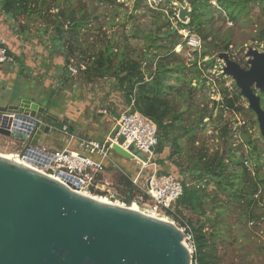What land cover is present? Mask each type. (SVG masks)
Segmentation results:
<instances>
[{
    "label": "rangeland",
    "instance_id": "374dc122",
    "mask_svg": "<svg viewBox=\"0 0 264 264\" xmlns=\"http://www.w3.org/2000/svg\"><path fill=\"white\" fill-rule=\"evenodd\" d=\"M45 0L36 3V9L49 12L51 20L46 21L44 17L34 18L31 26L34 30L47 29L46 33H51L53 20L59 11H65L69 8L78 11L84 9L88 14V24H86L79 34L78 42H75L76 51L75 58L70 62L68 68L71 76L83 78L78 70V63L82 54L87 56L93 54L98 55L107 45L112 46L117 52L124 51L128 59L142 60V67L146 70V62L151 61L153 46L148 51L147 45L149 39L146 37L148 33L161 34L168 29L169 21L172 26H177V20L171 16V11L176 12L178 18V9L166 0ZM213 4L212 13L209 19L201 27L179 28L180 43L174 48L175 53L185 62L186 73L182 79H177L175 75L170 76L167 81L169 85L174 86L167 92L173 110L181 114L182 122L178 123L179 128L174 129L176 135L179 134L180 146L184 151L180 154L174 152L175 146L171 141L165 142V153L171 155L169 161V172L178 174L184 183L189 185L196 182L194 176H189L188 152L196 153L200 150L207 152L210 156L214 152H220L223 157L228 156L226 143L231 144L232 149L236 150L242 145L246 137H250L255 141L259 148H264V138L261 135L259 123L256 114L249 108L248 101L240 93V88L236 85L235 80L222 73L224 61L219 57L221 52H228L230 57L238 62L242 67L248 68V58L246 52L250 47L256 48L264 52V0H246L244 8L239 15V20L234 22L229 19L227 14L222 11L218 0H210ZM185 2H188L185 0ZM161 13H165L164 15ZM159 14V15H158ZM80 15V14H79ZM169 17V21L166 17ZM179 20V19H178ZM28 26L29 24H21ZM205 37L207 39L205 40ZM263 37V38H262ZM168 39H159L162 43H167ZM157 40V42H159ZM229 41V49L227 51L216 48L223 46ZM124 48V50H122ZM147 51V55L146 52ZM113 69L121 61L113 55ZM213 59L212 67L204 64L205 61ZM198 60V65L202 68L200 79H193L188 85V79L196 74L194 61ZM175 62V61H173ZM82 64H89L88 59L83 60ZM84 66V65H83ZM85 67V66H84ZM156 66L152 67L155 70ZM147 79L149 75L147 74ZM85 79V78H84ZM102 80L104 84L107 82H115V78L110 74H106ZM24 83L15 84V90L27 92L28 94L39 90L36 85L37 81L28 75L21 80ZM107 81V82H106ZM103 84V85H104ZM32 86V87H31ZM226 91V92H225ZM224 92L228 96H234L235 93L240 94L236 101L235 109H229L221 103L224 99ZM259 93V91H258ZM264 93V92H263ZM262 96V93H260ZM3 96H0V109L6 108L3 104ZM50 100V99H49ZM264 108V102H262ZM206 116L200 121V117ZM175 124V122H174ZM177 125V123H176ZM195 127V136L189 141L188 135L181 130L183 127ZM227 126L230 133L227 137L221 136L220 129ZM181 128V129H180ZM57 131L48 142L42 144L53 147V145L61 142V136ZM191 142V143H190ZM16 144L5 141L0 137V152L10 153L14 151ZM248 145L238 150V154L244 153L248 155ZM120 157L122 160L121 168L128 174H136L140 170V163L133 158ZM138 156L145 158L140 152ZM160 155V154H159ZM159 157V156H158ZM179 163V168L175 166ZM167 165V164H166ZM251 167V161L246 164ZM115 169L118 167L114 166ZM233 165L230 166L231 170ZM261 172L264 175V154L261 159ZM102 190L106 191L108 196L101 194L111 201L113 197L116 203H122L125 206L122 197L125 196L127 184L121 179L120 174H112L105 176L100 183ZM202 189L205 183L198 184ZM207 197L205 203L194 210L189 207H182L184 221L192 222V224H205L206 230L220 229L221 236L218 239L219 254L221 255L223 264H264V189L255 195L258 202L252 206L254 211V220H247L242 215L245 206L243 203L229 201V194L218 191L215 183H210L205 188ZM227 202L224 207L226 209L224 216H218L221 209L220 202ZM242 205V206H241ZM204 211V213H202ZM147 212V211H145ZM148 213V212H147ZM162 216H167L163 215ZM173 221V220H172ZM180 225L181 222H176Z\"/></svg>",
    "mask_w": 264,
    "mask_h": 264
},
{
    "label": "water",
    "instance_id": "95a60500",
    "mask_svg": "<svg viewBox=\"0 0 264 264\" xmlns=\"http://www.w3.org/2000/svg\"><path fill=\"white\" fill-rule=\"evenodd\" d=\"M174 6L179 21L188 23L190 4ZM246 55L248 68L221 52L222 73L235 80L264 138V52L250 47ZM28 95L9 91L6 110H0V118L8 120L0 135L25 142L23 153L47 149L42 144L58 131L52 124L59 121ZM113 150L133 157L120 143ZM192 259L173 221L103 202L0 155V264H192Z\"/></svg>",
    "mask_w": 264,
    "mask_h": 264
},
{
    "label": "trees",
    "instance_id": "16d2710c",
    "mask_svg": "<svg viewBox=\"0 0 264 264\" xmlns=\"http://www.w3.org/2000/svg\"><path fill=\"white\" fill-rule=\"evenodd\" d=\"M45 2V0H4L3 9L12 18L23 17L27 22L34 18H40L51 15L49 12L37 10L35 2ZM112 2L114 0H111ZM167 2L174 4V2L183 3L185 0H166ZM190 4L189 22L183 23L176 17V12L171 11V16L177 20V26H172L170 19L168 29L161 34L148 33L146 36L150 41L147 45L148 51L153 46L151 53V61L146 62V70L142 67V60L128 59L126 53L121 51L117 52L112 46L107 45L98 55L82 54L80 62L78 63L80 76L83 79L93 81L96 78H103L106 74H110L115 78L114 84L116 87L123 91L125 103L131 111H139L145 116L152 119L158 127L159 145L157 147L156 161L159 166L158 173H168L170 168L169 161L171 155H166L165 142L168 140L175 146L174 152L180 154L184 149L180 146L179 134L176 135L175 128L178 129V123L182 122L181 114L173 110V106L167 97V92L174 86L169 85L167 79L175 75L177 79H182L186 73L185 62L180 58L179 54L175 53L174 48L180 43V35L178 34L179 28L186 27H201L211 15L213 4L210 0H187ZM140 0L137 1L139 4ZM222 11H224L231 21H238L239 15L244 8L246 0H218ZM80 14V15H79ZM165 14V13H161ZM56 18L53 20L51 26V43L53 47L64 55L66 60V80H69L70 69L68 65L75 58L76 45L75 42L79 40L80 30L88 24V14H85L83 8L78 11L66 8L65 11H59L56 14ZM159 15V14H158ZM46 21L51 20L49 17H44ZM47 29H44L43 33H46ZM48 33V32H47ZM168 39L167 43H162L159 39ZM263 38V37H262ZM207 37H205V40ZM157 40L159 42H157ZM220 50L227 51L229 49V41L223 46H217ZM124 50V48H122ZM147 55V51L145 52ZM113 55H115L121 61L113 68ZM88 59L89 64H82L83 60ZM175 61V62H173ZM204 64L212 67L214 64L213 59L205 61ZM85 67H84V66ZM156 66L155 70H152L153 66ZM194 68L196 74L189 77L187 84L189 85L193 79H200L202 68L198 65V60L194 61ZM149 75L147 79L146 75ZM226 92V91H225ZM224 92V99L221 101L223 106L229 109H235L236 101L240 97V94L235 93L234 96H228ZM262 102H264V93H262ZM0 110L5 111V108ZM206 116L203 115L199 119L200 121ZM175 122V124H174ZM177 123V125H176ZM181 129V128H180ZM183 133L188 135L189 141L195 136V127H183ZM221 136L227 137L230 133L227 126L220 129ZM191 143V142H190ZM248 145V155L242 153L238 154V150ZM228 156L225 158L220 152H214L212 155H208L207 152L200 150L196 153L188 152L190 156L188 158L189 169L187 174L194 176L196 182L189 185L184 183L185 190L183 196L178 201V205L182 207H189L194 210H199L198 207L205 203L207 194L205 188L210 183H215L218 191L229 194V202L236 201L239 204L243 203L245 209H243L242 215L247 220H254V206L258 200L255 199V195L258 192H262L264 189V175L261 172V159L264 154V148H259L255 141L250 137H246L242 145L238 146L236 150L232 149L231 144L226 143ZM160 154V155H159ZM159 156V157H158ZM251 161V167L246 164ZM177 163V162H176ZM167 164V165H166ZM179 163L176 167L179 168ZM233 165L231 170L230 166ZM171 173V172H170ZM176 178L182 180V178L175 173ZM121 179L127 184L126 194L122 199L126 200L128 204H131L137 193L136 186L132 183L126 175H121ZM204 182L205 187L202 189L199 187V183ZM100 196V195H99ZM227 202H220V206L227 205ZM230 204V203H229ZM242 206V205H241ZM230 207L222 206L218 211V216H224L226 209ZM180 215H183L182 209L178 210ZM204 213V211H202ZM176 221L180 222V218L174 217ZM184 219H186L184 217ZM183 219V220H184ZM183 223V222H182ZM190 230L193 233L195 252L194 259L198 264H223L221 255L219 254L218 239L221 236L220 229L206 230L205 224H192L187 221Z\"/></svg>",
    "mask_w": 264,
    "mask_h": 264
},
{
    "label": "crops",
    "instance_id": "0c3cea01",
    "mask_svg": "<svg viewBox=\"0 0 264 264\" xmlns=\"http://www.w3.org/2000/svg\"><path fill=\"white\" fill-rule=\"evenodd\" d=\"M3 4L4 0H0V41H5L8 46L11 60L0 63L2 105L7 104V93L14 90V85L24 83L21 80L31 75L32 78L35 77L39 90L35 89V92L28 96L45 106L47 113L59 118L58 123L52 125L61 127L66 124L71 133L82 138L102 141L111 135L116 120L129 108L125 103L123 91L116 87L114 81H106L107 84H104L99 79L89 81L71 75L70 79L66 80V60L57 47L52 46L53 34L34 30L30 25L32 20L27 22L23 17H10L4 11ZM21 24H29V27ZM60 134L62 137L59 144L53 147L44 145L43 148H78L76 141L70 142L68 135L61 132ZM0 137L16 144L14 151L2 154L15 155L25 147V142L20 139L2 135ZM112 161L118 168L107 165L104 176L117 173L121 176L127 173L121 168L123 162L120 157L112 154ZM137 173L129 175L135 177ZM145 175L146 173L142 174V179Z\"/></svg>",
    "mask_w": 264,
    "mask_h": 264
},
{
    "label": "built area",
    "instance_id": "2783aa9c",
    "mask_svg": "<svg viewBox=\"0 0 264 264\" xmlns=\"http://www.w3.org/2000/svg\"><path fill=\"white\" fill-rule=\"evenodd\" d=\"M10 60L8 46L2 40L0 41V63H6ZM102 112L105 113L106 110H102ZM57 130L68 135L70 142L76 141L78 148L75 150L68 148L61 150L41 149L26 153H23L22 149L17 155L30 164L32 168L56 177L75 190L108 196L106 191L102 190L100 183L105 178L106 166H114L112 161L113 144L120 143L133 155L132 158L141 164L135 177L124 173L137 188L133 202L144 208L167 215L174 223L176 221L174 217L180 218L181 224L178 226L184 232L185 244L192 251V264H198L194 259L193 233L178 212L181 210L178 201L184 194L185 185L173 173H158L156 150L159 145V135L158 127L152 119L137 110L131 111L128 108L116 120L113 133L102 141L78 137L69 131L66 124L57 127ZM137 152L142 153L145 158L139 157ZM58 172L67 177L57 174ZM143 173L146 175L142 179Z\"/></svg>",
    "mask_w": 264,
    "mask_h": 264
},
{
    "label": "bare ground",
    "instance_id": "6f19581e",
    "mask_svg": "<svg viewBox=\"0 0 264 264\" xmlns=\"http://www.w3.org/2000/svg\"><path fill=\"white\" fill-rule=\"evenodd\" d=\"M0 125H3V126H7L8 125V121H7V118L5 117H1L0 118ZM0 155H3L5 157H8V158H11V159H14L15 161H18L20 163H23V164H26L30 167H32L30 164L26 163L25 161L22 160L21 157H19L17 154L15 155H5V154H2L0 153ZM81 193H84L86 195H90V196H93L103 202H107V203H114L115 205H118L120 207H126L124 204L122 203H116V202H111L110 200L106 199L105 197H102V196H99L97 194H90V193H86V192H81ZM130 209H133V210H137V211H140L146 215H150V216H153V217H157V218H161V219H164V220H168V221H172V219L168 216H162L161 213H158L156 211H153V210H150L148 208H144L143 206H140L138 203L134 202V204H132L131 206H129ZM147 211V212H145Z\"/></svg>",
    "mask_w": 264,
    "mask_h": 264
}]
</instances>
